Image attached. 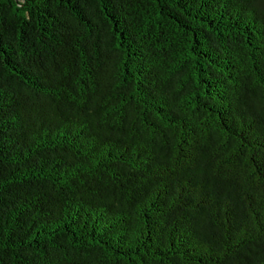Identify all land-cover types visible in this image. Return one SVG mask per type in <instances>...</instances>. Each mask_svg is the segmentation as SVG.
Returning <instances> with one entry per match:
<instances>
[{"label":"trees","instance_id":"1","mask_svg":"<svg viewBox=\"0 0 264 264\" xmlns=\"http://www.w3.org/2000/svg\"><path fill=\"white\" fill-rule=\"evenodd\" d=\"M0 264H264V0H0Z\"/></svg>","mask_w":264,"mask_h":264}]
</instances>
